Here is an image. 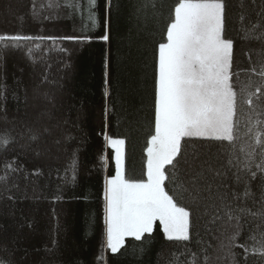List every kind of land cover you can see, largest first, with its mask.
Returning <instances> with one entry per match:
<instances>
[{"label":"trees","instance_id":"1","mask_svg":"<svg viewBox=\"0 0 264 264\" xmlns=\"http://www.w3.org/2000/svg\"><path fill=\"white\" fill-rule=\"evenodd\" d=\"M159 2L114 0L117 11L106 8V0H97L98 23L93 28L79 11L64 6L66 0H0V35L92 38L84 43L33 39L7 50L0 42V177H9L7 184L0 182V261L205 264L207 255V264H264V227H258L264 221L252 215L241 220L236 244L244 247L232 246L235 221L229 223L227 217L212 226L211 234L201 221V235L191 242L166 240L157 222L143 244L126 238L118 254L104 247L103 191L115 164L103 133L126 138L127 168L142 167L149 127L154 131L155 49L164 27L158 18L161 11L167 15V8L153 7ZM227 3V36L234 41L235 65L246 69L264 59V38L244 39L240 14L255 21L261 0ZM105 31L107 42L99 39ZM29 49L31 57L26 55ZM5 139L10 141L7 146ZM245 142L252 140L244 136L237 142L241 159L239 149L247 151ZM199 151L217 168L226 160L219 145H204ZM103 157L107 160L102 163ZM9 164L20 170L13 172L5 167ZM225 183L232 184L230 173ZM260 184L259 179L252 182L254 195L247 200L252 211L261 207ZM189 253H195V259Z\"/></svg>","mask_w":264,"mask_h":264},{"label":"snow or ice","instance_id":"2","mask_svg":"<svg viewBox=\"0 0 264 264\" xmlns=\"http://www.w3.org/2000/svg\"><path fill=\"white\" fill-rule=\"evenodd\" d=\"M64 6L79 11L81 19L93 28L97 25V0H66ZM153 7L167 8V15L161 11L158 18L164 27L155 49L154 131L149 127L141 178L126 169V138L103 133L107 146L113 150L115 164L114 174L105 179L103 191L104 247L118 254L125 248L126 238L143 244L151 238L157 222L166 240L191 242L201 235V221L211 234L212 226L225 217L229 223L235 221L232 246L244 247L236 244L243 227L241 220L252 215L264 221V59L246 69L235 65L234 41L227 36V0H174L170 5L160 0ZM106 8H116L114 0H106ZM256 17L252 21L245 13L240 14L244 39L264 38V0ZM33 39L84 43L92 38L0 35L4 50L20 48L22 42ZM99 39L107 42V31ZM26 55L31 57L32 50ZM242 125L246 128L243 133ZM244 136L252 143L245 142L247 151L239 149L244 156L241 159L237 142ZM2 142L5 146L10 143L7 139ZM211 144L219 145L226 157L219 168L211 160L201 158L200 147ZM106 160L103 157L102 163ZM5 167L13 172L20 170L10 164ZM71 171L75 183V154ZM229 173L231 185L225 183ZM8 179L0 177V182L7 184ZM257 179L261 180V207L252 211L247 200L254 195L252 182ZM241 185L242 190H238ZM139 251L142 255L145 249L141 247ZM229 252L235 259L231 248ZM189 255L195 259V253ZM208 259L205 255V264Z\"/></svg>","mask_w":264,"mask_h":264},{"label":"rangeland","instance_id":"3","mask_svg":"<svg viewBox=\"0 0 264 264\" xmlns=\"http://www.w3.org/2000/svg\"><path fill=\"white\" fill-rule=\"evenodd\" d=\"M9 23V22H8ZM126 145H127V143H126ZM145 162H146V153H145V156H144V159H143V165H142V167H140V168H138V167H131L129 170H130V172H129V174H132V175H134L136 178H141V175H142V170H143V167H144V164H145ZM126 169H128L127 168V164H126Z\"/></svg>","mask_w":264,"mask_h":264}]
</instances>
